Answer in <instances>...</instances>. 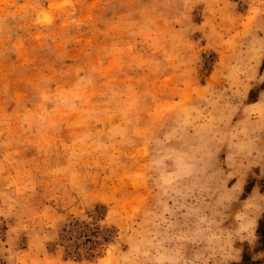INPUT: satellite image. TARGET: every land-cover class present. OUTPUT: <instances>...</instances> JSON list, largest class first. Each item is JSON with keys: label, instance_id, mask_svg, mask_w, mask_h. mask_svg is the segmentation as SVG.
Returning <instances> with one entry per match:
<instances>
[{"label": "rangeland", "instance_id": "rangeland-1", "mask_svg": "<svg viewBox=\"0 0 264 264\" xmlns=\"http://www.w3.org/2000/svg\"><path fill=\"white\" fill-rule=\"evenodd\" d=\"M264 259V0H0V264Z\"/></svg>", "mask_w": 264, "mask_h": 264}, {"label": "crops", "instance_id": "crops-1", "mask_svg": "<svg viewBox=\"0 0 264 264\" xmlns=\"http://www.w3.org/2000/svg\"><path fill=\"white\" fill-rule=\"evenodd\" d=\"M254 264H264V259L259 260V262H256V263H254Z\"/></svg>", "mask_w": 264, "mask_h": 264}]
</instances>
